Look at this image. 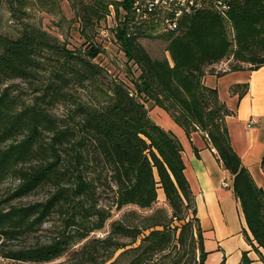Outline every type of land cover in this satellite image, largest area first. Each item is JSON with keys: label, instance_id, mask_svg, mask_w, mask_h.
I'll return each instance as SVG.
<instances>
[{"label": "trees", "instance_id": "obj_1", "mask_svg": "<svg viewBox=\"0 0 264 264\" xmlns=\"http://www.w3.org/2000/svg\"><path fill=\"white\" fill-rule=\"evenodd\" d=\"M68 1L83 37L102 28L110 8L121 9L116 39L138 74L130 77L131 88L105 81L94 61L99 47L88 42L72 50L44 31L33 12H53L52 0H0L19 26L14 37L0 33V187L14 183L0 199V258L7 264H52L62 257L72 264H206L181 145L150 118V103L187 135L205 136L231 179L246 225L242 235L264 262V190L232 148L225 118L233 111L202 81L205 74L264 65V0H235L225 16L212 9L185 14L168 32L132 23L131 0ZM153 34L167 41L169 58H152L140 44ZM228 60L227 70L214 72ZM14 81L33 83L31 100L15 93ZM70 88L92 89L95 99L78 103L76 121L62 124L52 109L70 97ZM246 90L247 83L231 87L238 98ZM101 185L111 193L107 208L99 203ZM39 189L48 190L42 200L14 202ZM159 190L170 213L128 210L104 237L89 238L104 228L112 208L150 209ZM47 222L49 236L28 241ZM249 262L243 252L240 264Z\"/></svg>", "mask_w": 264, "mask_h": 264}, {"label": "crops", "instance_id": "obj_2", "mask_svg": "<svg viewBox=\"0 0 264 264\" xmlns=\"http://www.w3.org/2000/svg\"><path fill=\"white\" fill-rule=\"evenodd\" d=\"M234 73L239 75L227 83V99L222 101L234 113L225 118V126L232 148L239 154L241 163L248 169L255 183L264 190V172L260 168L264 155V125L259 124V120L264 118V65L253 71L243 69L220 76L205 74L202 81L206 85V79L210 77L212 84L206 86L215 88L214 80L217 83ZM243 83H247V90L244 96L238 98L231 93V87ZM149 116L171 132L181 145L184 175L194 195L203 248L207 252L205 263L220 264L224 261V264H240L242 253L245 252L249 264H264L242 235L246 225L239 202L232 192L231 179L221 167L215 150L209 146L205 136L201 132L187 135L158 107L150 106ZM238 125H242V132ZM159 197L163 198L160 190Z\"/></svg>", "mask_w": 264, "mask_h": 264}, {"label": "rangeland", "instance_id": "obj_3", "mask_svg": "<svg viewBox=\"0 0 264 264\" xmlns=\"http://www.w3.org/2000/svg\"><path fill=\"white\" fill-rule=\"evenodd\" d=\"M117 1V0H115ZM54 3V11L53 12H41L38 10H34V18L33 21L38 24L44 31L49 34L57 37L60 41H63L69 49H84L86 44L94 43L97 47L100 48V53L94 59V61L99 64L104 69L105 81L116 79L123 83H125L128 87H132L130 83V77L136 76L138 71L136 66L132 64V62L127 61L124 53L122 52L119 42L117 41L116 31L117 26L121 19H123V13L121 9L115 10L114 8H110L109 15L105 19L104 23H102V28L99 29L96 33H89L87 37H83L80 33L79 22L74 17V13L70 7V3L68 0H52ZM19 31V26L11 20L8 11L5 6L0 7V33L14 37L17 35ZM227 31L229 33V37L232 38V31L227 26ZM86 41V42H85ZM140 44L144 47L147 53L152 58H169L168 52H166L167 41L161 38L160 36H156L153 34L151 37L143 38L139 40ZM222 61L218 64H215L214 72H222L223 70H227L229 68V62ZM239 74L234 73L230 76H227L225 79L218 80L216 83L214 80V86L218 91V95L221 101H225L226 97V86L227 83L233 78L238 77ZM206 85H211L212 80L209 78L206 79ZM16 84V92L17 95L23 101L31 100L34 95V85L33 83L14 81ZM91 89V88H90ZM92 90V89H91ZM86 91L83 89H69L70 97L66 99L64 103L57 104L52 109V115L62 124H71V121H76L73 117V110L77 106L78 103H91L90 101L94 98L95 95L92 91ZM73 103H75L73 105ZM146 107L149 109L151 104L146 103ZM259 124L264 125V118L259 120ZM256 125H254L255 127ZM233 126H231V130ZM240 132H242V125H238ZM14 183L11 180H7L0 187V199L7 193L9 188H12ZM99 191L101 193L100 196V206L109 207L110 196L111 193L107 190L105 185L99 186ZM48 193L47 189H39L36 192L30 194L27 197L16 199L15 203H29L37 200H42ZM162 207L166 209L170 213V209L168 205L164 201V197L157 198V201L153 204L150 209L140 210L133 206L124 207L122 210L117 211L114 208L111 210V218L106 222L104 228L101 231H97L92 233L89 238L92 237H104V235L109 230V225L112 220L118 219L121 217L122 213L128 210H136L139 213L148 214L152 212L154 209ZM53 222V219L50 220ZM50 222L45 223L42 228L35 234L31 235L28 239L30 242H34L36 240H44L49 236L50 230L49 225ZM17 243H12V245ZM82 243L75 245L74 248L81 245ZM0 263L7 264V261H3L0 258ZM72 264L70 261L65 260V257H62L52 264ZM51 264V263H50Z\"/></svg>", "mask_w": 264, "mask_h": 264}, {"label": "built area", "instance_id": "obj_4", "mask_svg": "<svg viewBox=\"0 0 264 264\" xmlns=\"http://www.w3.org/2000/svg\"><path fill=\"white\" fill-rule=\"evenodd\" d=\"M235 0H131L132 23L162 27L174 31L184 17H178V8H186V16L212 9L225 16ZM195 2H202V10H195Z\"/></svg>", "mask_w": 264, "mask_h": 264}, {"label": "bare ground", "instance_id": "obj_5", "mask_svg": "<svg viewBox=\"0 0 264 264\" xmlns=\"http://www.w3.org/2000/svg\"><path fill=\"white\" fill-rule=\"evenodd\" d=\"M195 10H202V2H195ZM186 14V8H178V17Z\"/></svg>", "mask_w": 264, "mask_h": 264}]
</instances>
